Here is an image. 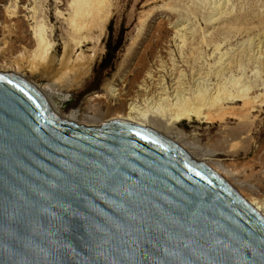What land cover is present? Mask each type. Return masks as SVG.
<instances>
[{
	"label": "water",
	"instance_id": "water-1",
	"mask_svg": "<svg viewBox=\"0 0 264 264\" xmlns=\"http://www.w3.org/2000/svg\"><path fill=\"white\" fill-rule=\"evenodd\" d=\"M0 264H264V217L154 130L76 125L0 73Z\"/></svg>",
	"mask_w": 264,
	"mask_h": 264
},
{
	"label": "rangeland",
	"instance_id": "rangeland-1",
	"mask_svg": "<svg viewBox=\"0 0 264 264\" xmlns=\"http://www.w3.org/2000/svg\"><path fill=\"white\" fill-rule=\"evenodd\" d=\"M70 1L0 0V72H18L67 96L65 114L84 108L86 99L104 94L106 87L126 90L141 71L187 97L200 87L236 95L247 86L250 99L205 109L208 118L168 128L158 117L152 123L194 156L218 164L243 195L264 204V0H103L77 19L79 33L72 26ZM103 12L108 19L99 29ZM36 26H43L53 46L47 64L33 56ZM77 34L91 38L81 50L94 57L62 67L63 47L73 48ZM138 97L133 94L126 105L143 107ZM104 105L89 102L86 113L93 116L98 109L103 118Z\"/></svg>",
	"mask_w": 264,
	"mask_h": 264
},
{
	"label": "bare ground",
	"instance_id": "bare-ground-1",
	"mask_svg": "<svg viewBox=\"0 0 264 264\" xmlns=\"http://www.w3.org/2000/svg\"><path fill=\"white\" fill-rule=\"evenodd\" d=\"M71 2L72 1H70V3ZM103 2H104L103 0H73L71 6L74 8V10L72 8L73 14H72L71 22H72V26L75 29L76 33H79V30H80L79 29L80 25L79 26L77 25V19L83 18L86 15H89L93 8H95L96 6H101ZM107 19H108V13L103 12L100 16L99 22L96 27L101 29L106 24ZM87 20L89 21V19ZM39 25H42V24H39ZM89 29L91 28L89 27ZM71 31H73V29ZM101 31L103 32V30ZM45 33L46 32H44L43 26H36V28L34 29L35 50L34 51L32 50V51H33L34 58H36L37 60L39 59V61L41 60L42 62L46 61V64H47V59L50 58L53 46L50 42V39L48 40L49 37L47 38ZM70 35L72 36V34ZM77 35L72 38V41L74 43L73 48L70 49L69 46L63 47L64 49L63 57H61L62 58L61 61L59 60L60 62H58L62 67L70 68V65L74 63H79L82 60H87V62H89L91 57L93 56L92 54V56L87 57L86 54H83V51L81 50L84 47V45L87 43V41L89 40L88 39L89 36H82L79 34ZM96 37L98 36L96 35ZM77 51H80V53L78 52L79 53L78 55L76 54ZM76 65H74V67ZM49 67L51 68L52 65ZM63 70L66 71L65 69ZM14 74L23 78V76L19 75L18 72H14ZM151 81L157 82V83H153V82L151 83ZM32 85L43 95V97L49 104L52 111L59 118L67 120V121H71L75 123L76 125H83L85 127H101L102 123L109 122L112 120H117V121L130 122V123H133V124H136L142 127H148L154 130L155 132L161 134L162 136L166 137L167 139L179 145L183 150L187 152V154L190 157L206 165L207 167L212 169L214 172H216L218 175H220L222 178H224L235 190L238 191V193L257 212H259L264 217V204L255 199H251L243 195L241 191L237 189V187H235V185L232 184L227 179L226 172L223 171V169L218 164L207 162L206 158H198L196 157L197 156L196 154H195L196 156H194L189 151H187L186 147L179 144L177 140H173L170 136L166 134H162L161 132L157 131L152 123V120L158 117V119H161L162 122L163 121L165 122V125L168 128V127H171L173 124L181 123L182 121H185V120L189 121L194 118L199 120L201 117L208 118V115L204 113L205 109L207 110H211L213 108L219 109L220 106H223L225 102L229 100H235L238 98H241V100L243 99L244 101L247 98H249L248 97L249 87L247 88L246 86V88H244L243 91L239 90L236 95L234 93L232 94L231 92L228 93L226 89L221 90V88H218L213 92L212 91L213 89L211 90V89H207V87L206 88L200 87L196 89L192 95L190 94L191 96L187 97L186 94L184 93V90L183 92H181L178 89H172L170 92V89L166 86L165 81L156 79V76H154L151 72L147 74H143L141 71V73H137V75L133 78V80L128 84L127 89L125 88L126 90L123 89L125 86L121 88L120 87L117 88L115 85L106 87L104 90V94L102 95L95 94L89 97L88 99H86L84 108L79 109L77 111H72L69 114H65L61 112V110H62V107L70 101L67 96H64L56 92L50 86L41 88L34 84ZM134 88L138 90L133 91ZM133 94H137L139 97L143 98L141 100L144 104L143 107H141L137 103H130L126 105L127 101ZM53 98L58 100V101L56 100L57 103L53 101ZM89 102H92L95 105L98 103L99 105H102V104L106 105V111H105V114L103 115V118L97 117L98 109L97 110L93 109L94 110L93 116L88 115L87 114L88 112L86 113V108L88 107ZM222 111H224V107Z\"/></svg>",
	"mask_w": 264,
	"mask_h": 264
}]
</instances>
